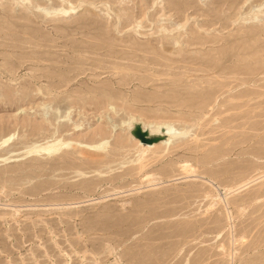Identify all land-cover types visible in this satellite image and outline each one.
Returning a JSON list of instances; mask_svg holds the SVG:
<instances>
[{
  "label": "rangeland",
  "instance_id": "1",
  "mask_svg": "<svg viewBox=\"0 0 264 264\" xmlns=\"http://www.w3.org/2000/svg\"><path fill=\"white\" fill-rule=\"evenodd\" d=\"M0 264H264V0H0Z\"/></svg>",
  "mask_w": 264,
  "mask_h": 264
},
{
  "label": "bare ground",
  "instance_id": "2",
  "mask_svg": "<svg viewBox=\"0 0 264 264\" xmlns=\"http://www.w3.org/2000/svg\"><path fill=\"white\" fill-rule=\"evenodd\" d=\"M263 8V7H262ZM73 9V7H71ZM44 15L46 16H64L67 14H71L70 9H65L63 7L59 8H45L44 7ZM255 10V9H254ZM258 10V9H257ZM78 12V11H77ZM81 123H74L73 129L75 131L80 130ZM129 133L131 136L136 139L137 144L141 145L140 152L148 150L149 148L154 147L157 143L156 140L162 138L160 140L161 143L168 144L171 139H173L180 130L175 126L174 123L166 121V120H149L145 121L142 118H138L137 116H131L128 120ZM103 128H97L95 133H101ZM104 132V131H103ZM8 139H4L3 143ZM108 142L107 138H102L99 142H87L81 143L75 140H64L60 138H55L54 141L49 143L45 148L46 152L51 154L58 152L62 149L78 146L79 150H87L86 152L92 151H103L106 147V143ZM153 149V148H152ZM159 148H154L153 151H158ZM92 153V152H91ZM188 165L185 163V167Z\"/></svg>",
  "mask_w": 264,
  "mask_h": 264
}]
</instances>
